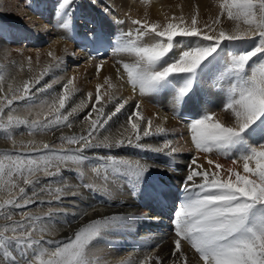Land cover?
Returning <instances> with one entry per match:
<instances>
[{
    "label": "snow or ice",
    "instance_id": "snow-or-ice-1",
    "mask_svg": "<svg viewBox=\"0 0 264 264\" xmlns=\"http://www.w3.org/2000/svg\"><path fill=\"white\" fill-rule=\"evenodd\" d=\"M219 8L220 16L214 24L219 25L220 17L226 16L234 22L231 30L209 25L205 26L206 31L202 30L196 16L191 18L190 25L183 17L169 19L163 25L133 20L137 26L135 35L132 31L124 34L115 51L127 53L134 60L123 62L122 72L117 71L120 79H126L133 93L141 97L171 89L173 112L179 116L181 105L187 104L194 94L199 77L209 65L222 58V45L226 42H253L251 48L229 52L223 64L221 79L227 81L223 111L230 114L231 122L226 123L215 113L205 112L187 123L191 144L198 153L238 155L232 158V166L227 168L212 159L207 160L211 168H203L193 159L196 168H191L184 179V197L174 213L175 247L172 255L178 256L180 264H189L182 249V242H186L198 255V264H264V0H220ZM74 11L75 0H58L57 13L63 18L61 28L70 30ZM104 11L109 13L110 10L106 7ZM146 37L149 38L147 42ZM178 37L196 38L199 42L182 50L178 57L166 59L174 45L179 43ZM87 38L93 43L101 42L94 33ZM48 55L54 61L60 59L52 52ZM28 59L31 64V58ZM50 67H45L44 72ZM100 67L97 65V72ZM42 75L35 79L36 84ZM2 81L3 76H0ZM74 81L75 77L69 78L62 92L51 99L41 100L38 105L33 100L39 110L35 113L36 118L31 120L15 114L18 109L14 102L32 100L34 85L29 81H24L22 87L14 88L9 84L4 93L0 83V93H4L0 96V130L8 132L26 126L34 133L71 128L69 117L87 106L81 101L67 113L63 111L75 91ZM105 85L108 86L104 93L107 99L101 104V88ZM114 87L111 78L96 85L95 103L85 117L86 121L90 119L87 131L78 136L62 135L60 149L48 143L29 141L24 145L29 150L27 153H0V191L8 193V198L0 203V217L6 221L0 225V264H101L92 248L107 234L131 226L134 221L131 215H112L91 220L66 241L45 239L50 234L49 222L59 215H67L66 210L57 205L62 204L65 196L79 195L77 191L69 190L71 186L65 182L62 170H68L70 165L79 168L89 161L86 152L98 148L111 150L125 144L156 153L179 151L171 140L162 146L140 143L143 138L163 133L165 129L157 125L153 130L152 120H144L139 101L128 114L127 126L121 133L101 138L100 129L121 113L132 99L117 101L111 91ZM51 88L52 84H48L37 92L43 93ZM92 100L93 94L89 92L88 102ZM113 101H117L114 110L105 113V105ZM92 113L96 114L95 117ZM5 138L12 140V135L9 133ZM65 144L72 147L64 148ZM35 153L43 154L36 159L33 158ZM95 158L103 161L104 183L99 187L92 184L82 186L102 191L109 197L115 195L109 188L110 174L115 179H125L134 188L156 166L148 160L113 155H97ZM94 170L100 174L99 169ZM41 175L49 178L43 185ZM79 175L82 178L83 172ZM56 184L60 186H52ZM116 190H120L118 186ZM44 195L49 197L47 201L41 199ZM37 203H47L48 210L42 215L24 210ZM14 210H20V220L13 219ZM151 259L148 257L141 264H149Z\"/></svg>",
    "mask_w": 264,
    "mask_h": 264
},
{
    "label": "bare ground",
    "instance_id": "bare-ground-1",
    "mask_svg": "<svg viewBox=\"0 0 264 264\" xmlns=\"http://www.w3.org/2000/svg\"><path fill=\"white\" fill-rule=\"evenodd\" d=\"M46 1L47 2L44 0H5V3L0 4V8H2L11 19H14L16 22L18 21L17 23L20 25L15 27L5 20L0 19V52L1 50L9 49L14 53V51L18 50V56L23 57L29 54L30 58L39 61L40 68L42 69L51 66L49 71L46 73L43 71L41 73L43 75L38 84L45 83L51 78L54 67L60 65L67 67L70 63L77 66L78 62L80 63L84 60L82 65L78 64L80 65L78 72L81 74L77 77L79 82L88 75L97 76L98 84H103L105 78H111L115 86L111 91L114 93L117 101L132 97L125 109L117 116L113 117L103 129H100L101 138L105 135L115 137L121 133L124 127L127 126L128 114L134 110L135 103L139 101L140 111L143 113L144 120H152L153 130L157 125L165 129L163 133H155L154 135L143 138L140 143L162 146L163 143L171 140L173 146L179 149V151L174 154H168L167 150L163 153H156L125 144L120 148H113L111 150L98 148L85 153L90 157V160L79 167H82L87 174L84 173V178L79 177L78 181H81V184L84 182L85 184L91 183L97 187L104 183V169L100 170L98 168L99 166L96 167L98 165L96 162L98 159L95 158L97 155H113L126 159L148 160L150 163L156 165L146 174L145 178V180L148 182L150 181L152 185L148 186V184H145L143 187L142 184H139L133 188L125 179H114L112 175H109V188L115 193L114 196L109 197L104 195L102 191L89 190L83 187L84 191L81 190L82 193H79V195L75 197L71 195L65 196L62 204L57 205V207L65 209L67 215H59L55 217L53 221L49 222V228H51V230L49 231L50 234L45 236V239L62 242L66 237L72 236L76 230L93 219H102L110 215L124 214L125 216L123 217L131 215L134 217V220H136V223H131V226L123 229V231L126 230L127 239L129 241H137V244L130 243L129 241L128 243L125 240L118 242V238H112L115 240L114 242L110 241L111 239L107 242L111 243L113 248L106 247V249L104 248L105 250L102 248L91 250L92 253L100 257L101 264H104L106 260L112 261L113 264H117L114 260L115 254L116 252L121 253L123 248L126 249L127 255L134 256V253L136 254V250L139 249L140 245L146 244L147 247H154V245L158 244L159 246H163L175 240L174 213L184 197V194H181L184 179L191 168H196V165L192 164L193 159L197 161L198 165L203 166V168H211V166L207 164L208 159L221 163L227 168L232 166L234 153H229L227 155L218 152L209 154L198 153L196 149L191 146V141L189 139L190 133L187 128L189 120L181 119L173 112V105L169 99L171 98L169 97L171 89L161 90L160 93L155 95L141 97L138 93H133L131 87L126 83V79H120V74L117 69H120L122 72L121 64L123 62H132L134 57L127 53H118L115 49L122 42L124 34L132 31L133 35H135L134 30L137 26L134 25L132 21L137 19L141 21L147 20L149 23L159 22L163 25L169 19L174 17L178 18L170 13L166 5L161 4V2H163L162 0H109L105 1L106 4H104V6L100 3V0H85L86 3H83L85 2L84 0H79L71 18L70 30L63 29L59 26L63 22V18L57 13L58 2H55V0ZM106 7L109 8V13L104 11ZM49 13L51 14L49 23L54 22V24L57 25V31L60 32V37L54 36V33V37L50 38L53 41L50 50L46 51L44 48L33 49L32 44H43L44 41L42 38L45 39L44 35L49 34L47 28L49 25H46V22L43 21V17H41L43 15H49ZM50 20H52V22H50ZM77 27L78 36L82 37L81 43L76 42L74 37H72ZM4 31L7 32L6 35ZM90 33H94L97 36L101 35L103 41L111 44V49L108 54L93 57L88 53L87 46L90 39L87 37ZM148 39L149 38L146 37L145 42H147ZM182 44H179V47H177L179 51L175 50L176 45H174L173 51L169 53L166 59L178 57L180 52L187 48L184 45V41ZM94 45L95 43H93V46ZM176 51L179 52V54ZM49 52L59 57V61H54L52 57L48 55ZM97 65L101 66L99 72H97ZM221 83H223V81ZM219 84L220 83H218V85ZM224 88H226L225 85L221 89L223 90ZM106 91H108L107 85L101 88V104L107 99L104 95ZM205 93L210 104L206 101L207 99L203 98L204 96L200 98L197 97L201 105V108L199 107L201 109V114L199 115L205 112H211L215 113L218 119L226 123L231 122L230 114L223 111V92L207 89ZM76 101H78L76 97L70 98L66 106L72 108L76 106L73 105ZM117 101L106 104L105 113L114 110V105ZM93 102L95 103V99ZM99 106L100 105H97V107ZM91 107L92 105L86 109L85 107L81 109L85 110L83 115H78L79 118L72 123L75 126V130L64 129L60 130V132H64L65 135L69 137L72 134L78 135L86 132L90 124V119L86 121L85 117L91 112ZM179 112L182 114L190 111L181 110ZM95 115V113H92L93 117H95ZM165 117L167 119H165ZM98 161L103 162L100 160ZM72 167L73 165H70L68 170H62V174L65 175L73 172ZM94 169H99L100 174L97 175ZM40 178L42 179L43 176L41 175ZM72 180L76 181L71 178L66 180L68 182H65L71 184ZM87 180H89L90 183H88ZM113 180H115L114 184L112 183ZM56 185L60 186L58 184ZM117 186L120 189L119 191L116 190ZM38 188L39 186L37 190ZM69 190L76 191V189L72 188ZM162 195L167 200V203H164L162 199H160ZM41 199L47 201L49 197L44 195ZM38 204L40 203L36 205ZM41 211L39 215H42L47 210L42 209ZM19 219L20 218L17 220ZM63 223L67 227H64ZM182 246L186 248L187 243L182 242ZM190 249L191 247L189 245L186 250L187 257L194 258V260L189 261V264H198V257L194 256L195 254H193ZM102 252H104V254H102Z\"/></svg>",
    "mask_w": 264,
    "mask_h": 264
},
{
    "label": "rangeland",
    "instance_id": "rangeland-1",
    "mask_svg": "<svg viewBox=\"0 0 264 264\" xmlns=\"http://www.w3.org/2000/svg\"><path fill=\"white\" fill-rule=\"evenodd\" d=\"M44 1L47 2L46 0H44ZM105 1H109V0H100V3L104 6V4H106ZM162 1L163 2H161V4L166 5L169 8V11L171 14L177 16L178 18L183 17V19L189 25L191 24V18L193 16H196L198 19V27L202 30H205V31L207 30L205 28L206 25L215 27L217 29L222 27L226 30H231L235 26L234 22L228 20L226 16L220 17L221 23L219 25L214 24V21L216 20V18L218 16H220V8H219L220 0H162ZM55 2H58V0H55ZM2 3H5V0L4 1L0 0V4H2ZM49 3H50V1H49ZM78 3H79V0H75V6H77ZM83 3H86V1ZM50 15L51 14L49 13V15L41 16V17H43V21L46 22V25H49V27H47L49 34L44 35L45 39L42 38V40L44 41L43 44H40V45H37L35 43L32 44L33 49L34 48L35 49L44 48L46 51L50 50L51 45L53 43V41L50 38H52L54 36L60 37V32L57 31V25L54 24V22H52V20H50V22H52V23H49V19H51ZM0 19L5 20L6 22L10 23L12 26H15V27L20 26L17 23L18 21L16 22L14 19H11L9 17V15L2 8H0ZM77 29H78V27L76 28V30ZM55 30H56V32H55ZM54 33H55V35H54ZM4 34L6 35L7 32L4 31ZM176 40L179 41V43L175 44L176 45L175 50H178L177 47H179V44H182L183 41H184V45L186 47L195 46V44L199 42L196 38L178 37V38H176ZM20 45H21V43H20ZM253 46L254 45H253L252 41H246V42H242L240 44H229L226 42L224 45H222V47L224 48L222 58H220L217 62H214L213 64H211L207 67V69L204 71L203 75L199 77L198 82L196 83V85L194 87V90H193L194 94L191 96V99L187 102V104L181 105L179 111L189 110V111L195 113L196 115L201 114L200 113L201 105H200V101L197 97L200 98V97L204 96L203 98L207 99V96L205 93V91L207 89L211 90V91H214V90L222 91L223 92V102H224V99H225L224 95L226 92V90H224V89L227 88V81H226V79H221V76L223 73V64H224V61L228 58V53L232 52V51L248 49V48H251ZM7 53H11V54H7ZM177 53L179 54V52H177ZM17 56H18V50L14 51V53H13V51H10L9 49L1 50V52H0V76H3V81L0 83H2V86L4 88V93L7 92L9 84H11L14 88L15 87H22L24 81H29L31 84L34 85L31 89L32 94H34V96L32 97V100H28V101L21 100V101L14 102L15 107L18 109L17 113H15V114L20 115L22 117L26 116L30 120L36 118L35 113L39 110L38 107H36V105H38L41 100L51 99L52 97H55L58 94H60L63 90V85L67 82V80L69 78H72V77H75V91L73 92L71 98L76 97V99L78 100V101L74 102L73 105H78L81 103V101H84L87 104V106L85 107V109H86V108L90 107V105H92V103H94L93 100L95 99V95H96V85L98 84L97 83V76L88 75V76H85L84 79L80 80V82L77 80V77L79 75H81L78 72L79 67H80V65H82L84 60H82V62H80V63L78 62L77 66L75 64L73 65V63H70V64H68L67 67H65L63 65L54 67V72H52L53 75L51 76V78L45 83L36 85L35 79L37 77L41 76V73L44 71L45 68L44 69L40 68L39 61L34 60L33 58H31V64H29V59H28L29 54H27L23 57L22 56L17 57ZM78 64H80V65H78ZM71 65H73V66H71ZM208 73H209V75H208ZM218 80H219V82H218ZM54 81H55V83H53ZM222 81H223V83H221ZM218 83H220V84L218 85ZM48 84H52L51 89H48L46 92H43V93L37 92V89L45 88L46 85H48ZM224 85L226 86V88H224L222 90L221 88L224 87ZM171 91L169 93L170 94L169 97L172 98L173 97V91L172 92ZM89 92H91L93 94L92 102H88V93ZM4 93H0V96H2ZM171 98H169V99L171 100V103H172ZM33 100L36 102V105L33 104ZM206 101L210 104L208 99ZM192 104H194V105H192ZM223 106H224V104H223ZM70 109H71L70 106H66V108L63 111L65 113H67V111H69ZM29 110L32 112V115H30V116H29ZM5 111L7 112V109ZM84 111L85 110H80L78 113L69 117L70 122L71 123L75 122L79 118V116L83 115ZM72 127L71 128L61 127L59 129L52 130V131H43V132L37 131L34 133L30 132L26 126H19L17 128H14V129H9L8 132L0 130V153H4V152L27 153L29 150H28V148H25L24 145L28 144L29 141H36L37 144L48 143V144L54 146L56 149H60L61 148L60 137L62 135L67 136V135H65L64 132H60V130H64V129L75 130L74 129L75 126L73 124H72ZM9 133L12 135V140H15L17 142L16 144H13L12 140L5 138ZM72 135H75V134H72ZM78 135H80V134H78ZM21 141L23 142V144L20 143ZM190 141H191V139H190ZM250 143H252V141H250ZM191 146L194 148V146L192 144H191ZM63 147L68 148V147H72V146L65 144V145H63ZM42 154L43 153H35V154H33V158L39 159V156ZM236 155H238V153H234V156H236ZM96 162L98 163V165L96 167L99 166L98 168L100 170L101 169L103 170L104 169L102 166L103 162H99L98 160H96ZM72 171L73 172H70V173L65 174V175L62 174L64 177V180L66 181L67 179H71V178L75 179L76 181L72 180L71 184H68V185H70L72 189H76V191L78 193H82V191H84V188L82 185L85 184V182L83 184H81V181H78L79 177H81L79 175V173L83 172V178H84V173L87 174V172L84 171L82 167L77 168V166H74V165L72 167ZM112 177L115 179L114 175H112ZM48 180H49V178L43 177L41 179V185L47 183ZM144 181H145V183H144ZM144 181L141 183L143 185V187L145 184L146 185L148 184V186L152 185V183H150V181L149 182L147 180H144ZM66 182H68V181H66ZM87 182L90 183L89 180H87ZM80 184H81V186H80ZM78 185H79V187H77ZM52 186L57 187V185H52ZM130 189H131V187H130ZM175 190H176V188H175ZM29 192H31V189H29ZM7 198H8V193L6 191H0V203H2L3 200L7 199ZM177 200H178V198H177ZM42 209L48 210V204L47 203L38 204V205L34 204V205L29 206L27 209H24V210L29 211L34 215H39V213L42 212L41 211ZM14 211H15V214L13 215V219H15V220H17L18 218L21 219L22 217L19 215L20 210H14ZM110 216H112V215H110ZM120 216H125V215L121 214ZM61 221H62V219H61ZM137 221H139V220H137ZM134 222L136 223V220H134L132 223L134 224ZM4 223H6V221H4L2 217H0V225H3ZM63 226L67 227L66 225H64V223H63ZM123 229H126V228H122V229H120L119 232H116V233L107 234L104 237L103 241H101L100 243H97L96 246L92 249L96 250V248H102L103 250H105L106 247L113 248V246H111V243H109L107 241H109L111 239L110 241L114 242L115 238H118L117 239L118 242H121L122 240H125L126 242H128L129 240L127 239L128 236L126 235V230L123 231ZM50 230H51V228H49V231ZM73 235H74V233H73ZM72 236L66 237V239H64V241H66L68 238H70ZM112 238H114V239H112ZM129 242L133 243V244L138 243L137 241L134 242V240L132 242L131 241H129ZM168 243L169 244L163 245V246H161V245L159 246L157 244L158 246L154 245V247H150V246L147 247L146 244H143L142 246L140 245L141 248L139 247V249L136 250V254L134 253V256L133 255H131V256L127 255L126 249L123 248L121 253L116 252L114 260L117 262V264H141V261H144L146 258L151 257L152 259L150 260L149 264H173L174 261H176V264H180L178 256L172 255V253L174 251V247H175L174 241H171ZM188 247H189L188 244H187L186 248L182 246L183 252L186 255H187L186 250L188 249ZM190 250L192 251L193 254H195L192 249H190ZM102 254H104V252H102ZM194 256L198 257L197 254H195ZM192 260H194V258L188 257V262L192 261ZM138 261H139V263H138ZM104 264H113V262L106 260L104 262Z\"/></svg>",
    "mask_w": 264,
    "mask_h": 264
}]
</instances>
